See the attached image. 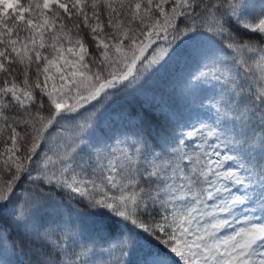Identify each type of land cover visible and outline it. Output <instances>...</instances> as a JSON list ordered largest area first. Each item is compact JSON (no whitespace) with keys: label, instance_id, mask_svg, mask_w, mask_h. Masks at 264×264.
<instances>
[{"label":"snow or ice","instance_id":"obj_1","mask_svg":"<svg viewBox=\"0 0 264 264\" xmlns=\"http://www.w3.org/2000/svg\"><path fill=\"white\" fill-rule=\"evenodd\" d=\"M0 264H264V0H0Z\"/></svg>","mask_w":264,"mask_h":264},{"label":"trees","instance_id":"obj_2","mask_svg":"<svg viewBox=\"0 0 264 264\" xmlns=\"http://www.w3.org/2000/svg\"><path fill=\"white\" fill-rule=\"evenodd\" d=\"M153 96L155 97V103H163L172 108H182L185 110V114H188L190 111L192 115L195 116L196 112L204 111L198 107V102H194L193 98L186 95L182 90L179 74L175 79L169 80L167 82H160L152 91L147 94V100L150 102ZM145 99L146 98L144 96H141L130 103L121 102L116 104L114 111L111 113V118L118 119L121 111L125 113H142L149 107V104L145 102ZM14 239H18V236L16 232L12 231L8 235L7 255L9 258H13L11 253V241Z\"/></svg>","mask_w":264,"mask_h":264}]
</instances>
